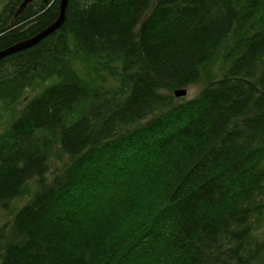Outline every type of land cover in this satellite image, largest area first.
<instances>
[{
  "label": "trees",
  "instance_id": "16d2710c",
  "mask_svg": "<svg viewBox=\"0 0 264 264\" xmlns=\"http://www.w3.org/2000/svg\"><path fill=\"white\" fill-rule=\"evenodd\" d=\"M22 1L0 50L58 16ZM0 112V212L36 182L0 264H264V0H69L0 60Z\"/></svg>",
  "mask_w": 264,
  "mask_h": 264
},
{
  "label": "water",
  "instance_id": "95a60500",
  "mask_svg": "<svg viewBox=\"0 0 264 264\" xmlns=\"http://www.w3.org/2000/svg\"><path fill=\"white\" fill-rule=\"evenodd\" d=\"M68 1L69 0H59V13L53 23L45 27L43 30H41L37 34L29 37L28 39H25L23 41H20L18 43H15L11 46H8L0 50V60L6 58L7 56H10L12 54L23 51L25 49H29L37 45L40 41H42L46 37L53 34L55 31H57L65 21V13H66ZM30 2L31 0H23L21 5L17 9L16 15H18ZM186 95H187L186 89H175L173 91V96L176 99L184 98Z\"/></svg>",
  "mask_w": 264,
  "mask_h": 264
},
{
  "label": "rangeland",
  "instance_id": "374dc122",
  "mask_svg": "<svg viewBox=\"0 0 264 264\" xmlns=\"http://www.w3.org/2000/svg\"><path fill=\"white\" fill-rule=\"evenodd\" d=\"M9 0H0V15L2 13V9L3 7L7 4ZM75 67H79L78 64L75 65ZM84 70V73H86V70L85 68L83 69ZM88 71L93 74L91 76H96V72L91 69V68H88ZM107 73V71H105ZM108 74V73H107ZM187 90V95L185 96L184 99H190L192 98L193 96H195V94L198 93V91L201 89V84H198V85H192L190 87H187V88H184ZM32 93H29V92H25L24 95L26 96V99L31 95ZM0 115H1V118H0V131L4 128V126L7 124V117H6V113L5 112H0ZM61 164L60 161H55V162H52V165H51V171L47 174V177H50L51 176V172L52 171H56V168L59 167ZM26 191L24 193V195H22L21 197L15 199L14 201H12L9 205H8V208L6 210H2L0 212V227L2 225H7L9 223H11L12 221V218H13V213L14 211L19 208L21 205L25 204L27 202V200L29 199L30 195L33 193V191L35 190L36 188V182L35 180H31V181H28L27 184H26Z\"/></svg>",
  "mask_w": 264,
  "mask_h": 264
},
{
  "label": "bare ground",
  "instance_id": "6f19581e",
  "mask_svg": "<svg viewBox=\"0 0 264 264\" xmlns=\"http://www.w3.org/2000/svg\"><path fill=\"white\" fill-rule=\"evenodd\" d=\"M172 96H173V92H172ZM174 97V96H173ZM175 98V97H174Z\"/></svg>",
  "mask_w": 264,
  "mask_h": 264
}]
</instances>
